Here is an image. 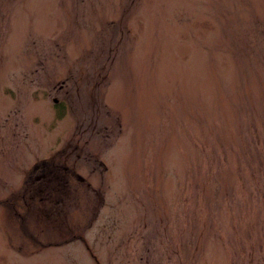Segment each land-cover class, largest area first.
<instances>
[{
    "label": "rangeland",
    "instance_id": "rangeland-1",
    "mask_svg": "<svg viewBox=\"0 0 264 264\" xmlns=\"http://www.w3.org/2000/svg\"><path fill=\"white\" fill-rule=\"evenodd\" d=\"M0 264H264V0H0Z\"/></svg>",
    "mask_w": 264,
    "mask_h": 264
},
{
    "label": "flooded vegetation",
    "instance_id": "flooded-vegetation-1",
    "mask_svg": "<svg viewBox=\"0 0 264 264\" xmlns=\"http://www.w3.org/2000/svg\"><path fill=\"white\" fill-rule=\"evenodd\" d=\"M33 169L36 168V165H34V167H32Z\"/></svg>",
    "mask_w": 264,
    "mask_h": 264
}]
</instances>
